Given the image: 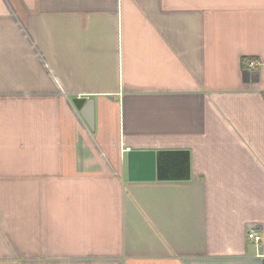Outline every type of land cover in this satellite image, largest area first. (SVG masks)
Here are the masks:
<instances>
[{"label":"crops","instance_id":"obj_1","mask_svg":"<svg viewBox=\"0 0 264 264\" xmlns=\"http://www.w3.org/2000/svg\"><path fill=\"white\" fill-rule=\"evenodd\" d=\"M0 264H264V0H0Z\"/></svg>","mask_w":264,"mask_h":264},{"label":"water","instance_id":"obj_2","mask_svg":"<svg viewBox=\"0 0 264 264\" xmlns=\"http://www.w3.org/2000/svg\"><path fill=\"white\" fill-rule=\"evenodd\" d=\"M82 114L94 128V100H78ZM130 180H166L190 178L188 152L181 150H131L128 152Z\"/></svg>","mask_w":264,"mask_h":264},{"label":"built area","instance_id":"obj_3","mask_svg":"<svg viewBox=\"0 0 264 264\" xmlns=\"http://www.w3.org/2000/svg\"><path fill=\"white\" fill-rule=\"evenodd\" d=\"M255 64H256V62H254V61L248 63V65L250 67H254ZM248 237L251 239H254L256 242H259L262 239V236L260 234H258V232H256L255 230H250L248 233Z\"/></svg>","mask_w":264,"mask_h":264}]
</instances>
